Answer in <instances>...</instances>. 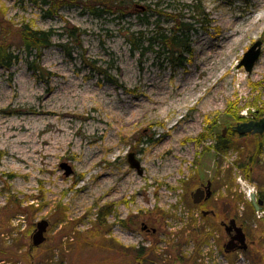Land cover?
<instances>
[{"label": "rangeland", "instance_id": "obj_1", "mask_svg": "<svg viewBox=\"0 0 264 264\" xmlns=\"http://www.w3.org/2000/svg\"><path fill=\"white\" fill-rule=\"evenodd\" d=\"M83 1L46 14L38 1L0 0L11 26L55 32L43 75L18 40L17 62L0 66V264H264V207L252 210L246 194L264 191V147L245 178L237 161L258 136L231 129L264 113V0H200L209 23L195 24L192 55L176 69L129 39L149 37L156 19L167 31V13L196 21L183 6L191 0H134L127 16L95 15ZM257 40L247 73L239 63ZM218 135L225 152H216ZM206 181L209 202L196 205L191 193ZM42 219L46 241L33 247ZM230 219L246 250L224 251ZM138 247L149 251L143 259Z\"/></svg>", "mask_w": 264, "mask_h": 264}, {"label": "trees", "instance_id": "obj_2", "mask_svg": "<svg viewBox=\"0 0 264 264\" xmlns=\"http://www.w3.org/2000/svg\"><path fill=\"white\" fill-rule=\"evenodd\" d=\"M38 1L40 5L46 6V14L56 13L58 8H60L64 0H32ZM72 2L73 0H67ZM78 4H85L83 0H76ZM195 1V4L193 2ZM66 2V0H65ZM92 5H89L92 12L95 15H99V12H106L110 14H119L120 16H127L129 11L133 10L134 0H89ZM192 2V3H191ZM189 4L183 5L184 7H193L196 12L197 19L192 21L194 17H184V15L178 14H165L166 21L171 23L170 28L166 31L161 30L159 25V19L154 21L155 29L152 31L149 37H144L145 33L139 31L136 37L132 34V39H129L132 46L135 48H141L143 50L151 51L155 57L159 58L160 56H165L166 60L169 62L170 67L173 69L183 67L184 64L188 61V57L192 55L191 48V34L198 29L195 26L196 23L200 25V28L205 27L209 20L207 15L201 6L200 0H191ZM99 7L101 10H99ZM149 10V7L144 8V14ZM162 16V14L159 13ZM1 31H0V66L8 69L18 60V55L14 53L11 49V43L14 40H18V44L22 47L23 51L28 56L29 68L33 71L34 74L43 75L45 70L40 66L41 53L45 48H48L52 45V38L55 35V32L52 29L42 30L34 28L30 22L22 21L18 26H11V23L7 21L1 11ZM144 24H148L147 19L144 18ZM5 26V27H2ZM82 31L77 27H67L66 35L73 38L78 42ZM144 38V39H142ZM143 44H145L143 47ZM260 117V116H258ZM238 119V118H237ZM233 132V131H232ZM249 135V134H248ZM244 136V135H239ZM246 136V135H245ZM258 136V139L254 141L253 146L241 150L240 159L237 161V166L243 173L244 177L249 178L251 171H253L254 166L257 164V158L261 153L262 148L264 147V137L262 135ZM261 137V138H259ZM215 149L216 152H225L230 146L227 144V141L218 135L216 141ZM258 197L264 201V191L260 190ZM253 210V205L251 206ZM101 214V212H100ZM102 213L100 216H102ZM149 253L148 249L143 247L138 250V258H142Z\"/></svg>", "mask_w": 264, "mask_h": 264}, {"label": "water", "instance_id": "obj_3", "mask_svg": "<svg viewBox=\"0 0 264 264\" xmlns=\"http://www.w3.org/2000/svg\"><path fill=\"white\" fill-rule=\"evenodd\" d=\"M261 44L260 40L255 41L249 49L244 53L239 66L243 67L247 73H250L255 66L256 62L260 58L261 55ZM232 131L236 132L238 135L245 134H264V114L258 120H251L245 122H238L235 126H233ZM127 161L129 166L132 169H135L138 175L143 173V170L140 166L139 160L136 158L134 153H129L127 155ZM66 168V175L71 172V169L65 165H61ZM212 192L210 189V181H207L204 189L197 188L192 193L193 203L198 204L204 195V199H208L211 196ZM250 201L255 209V211L261 210L263 200L256 198L255 194H251ZM224 231L227 234H230L233 231V235L230 236L226 246L224 247L225 252H230L235 248L240 250H246V236L240 226L236 225L235 219H230L227 224H223ZM48 221L42 219L35 224V229L31 235V244L33 247H39L46 241L45 233L47 231Z\"/></svg>", "mask_w": 264, "mask_h": 264}, {"label": "flooded vegetation", "instance_id": "obj_4", "mask_svg": "<svg viewBox=\"0 0 264 264\" xmlns=\"http://www.w3.org/2000/svg\"><path fill=\"white\" fill-rule=\"evenodd\" d=\"M256 118V120L257 119H259V117H255ZM263 137H264V134H261ZM206 183H207V181L205 182V183H199V185L196 187V189L197 188H202V189H204V187H205V185H206ZM212 188V185H211V182H210V189ZM195 189V190H196ZM211 192H212V189H211ZM193 193V192H192ZM192 193H191V197H192ZM211 197V196H210ZM210 197L208 198V199H204V195H203V198H202V200L198 203V204H196V205H206V203H208L209 202V199H210ZM259 198V197H258ZM192 202H193V198H192ZM262 207H264V201H263V204H262ZM201 214H202V216H206V215H208V214H211V215H214L215 213L213 212V211H205V210H201ZM235 221H236V219H235ZM224 224V223H223ZM222 224V225H223ZM236 225L237 226H241V224H238L237 222H236ZM223 229H224V226H223ZM243 230V229H242ZM143 231H145L146 233L147 232H149L150 230L147 228V227H143ZM226 233V232H225ZM233 231H231V233L230 234H227L226 233V235H227V238H228V240H229V238H230V236L231 235H233ZM228 242V241H227ZM227 244V243H226ZM226 244L224 245V247L226 246ZM223 247V248H224ZM141 247H138V248H136V252H137V254H136V256L138 255V250L140 249ZM240 249H237V248H235L234 250H232V251H230L231 253L232 252H236V251H239ZM230 252H226V253H230ZM138 257V256H137Z\"/></svg>", "mask_w": 264, "mask_h": 264}, {"label": "built area", "instance_id": "obj_5", "mask_svg": "<svg viewBox=\"0 0 264 264\" xmlns=\"http://www.w3.org/2000/svg\"><path fill=\"white\" fill-rule=\"evenodd\" d=\"M239 180H240V182H242L241 178ZM251 191H252V189L247 190L246 194H247L248 197H249V194H250Z\"/></svg>", "mask_w": 264, "mask_h": 264}]
</instances>
